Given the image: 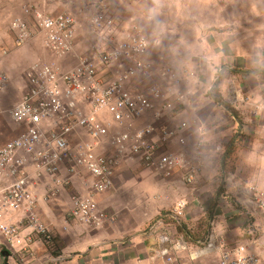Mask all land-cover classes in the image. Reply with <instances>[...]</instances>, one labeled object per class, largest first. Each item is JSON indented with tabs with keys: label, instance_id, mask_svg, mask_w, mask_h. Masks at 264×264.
I'll return each instance as SVG.
<instances>
[{
	"label": "crops",
	"instance_id": "0c3cea01",
	"mask_svg": "<svg viewBox=\"0 0 264 264\" xmlns=\"http://www.w3.org/2000/svg\"><path fill=\"white\" fill-rule=\"evenodd\" d=\"M17 1H22L23 6L33 5L36 10L45 14L56 11L69 13L73 11L72 2L80 3L81 0H72V2L71 0ZM88 3L87 0H84V4ZM178 3L179 1L176 3V7H180ZM190 4V10L195 18L192 19V24L187 23L188 25L185 24L184 27L192 28V43L199 47L195 53L203 58L201 62H206V65L198 67L196 60L191 58L192 53L179 54L180 60L177 57L173 59L177 65H185L191 69L193 75L190 74L191 72L189 74L194 79L198 78L194 74L197 73L202 76L203 80L200 81V77L194 86L185 83L184 89L183 86L177 88L175 96L168 91L176 105L173 112L165 113V116L159 120H154L150 114H146L134 121H126L120 130L129 127L131 131H134L140 127L153 126L156 129L153 139L158 140L161 128L183 126L179 137L184 138V144L180 145L176 139H170L162 151L190 154L195 143L203 140L204 155L208 160V166L203 173L202 181L188 187L175 181L178 178L164 181L155 173L153 175L152 171L140 164L138 159L124 156L119 157L112 188L104 193L96 194L93 193V181L90 175L81 167L78 168V175L69 179L66 167H63L56 176L50 177L37 176L33 168L29 166L26 171L30 174L29 180L39 201L36 212L48 227L52 240L47 243L32 234L31 228L27 227L23 220V207L0 211V223L18 226V234L10 242H6L0 235V264H160L152 263L149 259L157 240L155 236L150 235L148 230L150 223L159 217L174 233L185 237L189 235L190 240L188 241L191 245H196L194 240L210 229L208 227L205 231V222L208 216L207 223L212 226L211 230L218 237L223 238L225 233L217 227V222L221 221L220 212L230 207L229 204L231 205L226 200L225 194L235 198L233 194L235 189L227 188L224 185V172H222L223 181L217 186L215 164L219 160L224 146L230 142L227 152L232 143L239 139L241 128L238 123L233 122L237 120L229 111L214 102L210 93L218 79L217 90L215 89L216 96L219 99L224 96H226L224 98L231 99L234 106L238 105L240 114L244 117L242 120L248 121V124L243 123V132L251 131L249 129H253L259 121V118L248 115L247 109L250 107L251 100L261 98L260 95L264 92V0H190ZM101 14L106 19L103 10ZM113 22L114 20H111V23ZM168 27L170 26L161 25L160 29ZM75 30V38H77L81 27L76 25ZM143 34L145 35L144 32ZM145 36L147 37V35ZM150 36H152L151 33ZM104 38L106 41H112L106 35H103ZM5 44L9 46V43L5 42ZM150 44L151 47L155 46ZM22 52L25 53L26 59L29 61L22 65L20 70L18 66ZM45 53L48 52L45 51L42 44L41 49H35L31 43L10 52L5 50V54L0 53L3 73L9 77L14 76L17 70L21 71L26 82V72L33 65L44 64L43 58L48 57V54ZM149 54L150 51L147 52L146 60L150 63L152 58L149 57ZM160 55L159 57L162 58ZM49 56L57 59L63 58L60 65L49 63L57 65L63 71L72 68L81 57H78L75 49L65 57L51 54ZM68 56L78 57V59L75 60ZM26 66L28 69L26 68L27 70L24 71ZM219 68L221 71H227L228 78L222 74L216 76V70ZM186 70L177 72L176 78H183V75L184 78L187 77ZM236 75L238 80L234 79ZM211 76H216L217 79L212 81V86L207 87L206 80ZM219 77H225V79ZM241 78H252L253 83L255 80H259V83L248 86L241 82ZM228 84L229 87H227ZM12 88L10 84L9 89L0 92V109L3 112L18 103L24 95L23 89L14 86L15 91H13ZM237 88L240 90L237 91ZM25 90H27L26 85ZM8 94L10 95L8 96ZM179 95L181 96L180 101L177 97ZM238 96L240 97L238 98ZM242 98L245 100L242 101ZM235 124L238 129L233 135ZM13 125V128H17L15 124ZM11 137L7 135L6 141ZM0 141L2 142H0V146L6 143L3 139ZM80 141H90L88 134L84 131L78 132L71 143L77 144ZM244 141L245 143L249 142V145L254 143L256 150L243 148L236 152L235 158L239 161L237 165L239 176L249 181L246 184L264 189V147L261 144L262 141L260 143L259 138L252 134L244 136ZM108 142L109 139L105 138L99 151L115 154ZM225 154L222 155V158L225 157ZM209 160L211 164H209ZM9 183V176L4 174L1 186H6ZM222 187L223 193H221ZM88 195H92L97 210L110 213L97 227L91 228L67 217L72 197ZM43 196L47 197L46 201L42 200ZM178 199H184L187 203L183 217L174 221L171 217V210L174 202ZM254 224L258 228L260 227V221ZM222 240L227 245L231 244L228 239L225 241L223 238ZM244 241L250 242L248 248L251 252L258 255L264 253V242L260 238L253 240V237H247L238 243Z\"/></svg>",
	"mask_w": 264,
	"mask_h": 264
},
{
	"label": "built area",
	"instance_id": "2783aa9c",
	"mask_svg": "<svg viewBox=\"0 0 264 264\" xmlns=\"http://www.w3.org/2000/svg\"><path fill=\"white\" fill-rule=\"evenodd\" d=\"M24 14L34 26L31 28L24 18L11 21L10 31L17 46L36 33L42 36L45 51L53 56L65 57L73 51L76 23L71 14L46 15L31 8L25 9ZM90 22L92 27H100L101 17L96 15ZM148 49L147 37L136 25H131L123 39L111 49L81 56L68 70L44 63L33 65L26 72V93L6 110L19 131L0 146V211L23 207V220L32 234L45 241L51 239L48 227L36 213L39 201L26 171L29 166L37 176L50 177L66 167L69 179L76 177L81 167L90 175L96 194L112 188L119 157L124 156L138 159L145 168L161 175L164 181L173 180L178 171L180 176L175 181L182 186L202 181L207 166L203 140L195 143L190 154L162 151L170 139L184 144V138L179 137L183 126L161 128L158 140L153 139L156 132L153 126L134 131L129 127L120 130L126 121H134L146 114L159 120L176 108L170 93L162 86L155 85L147 91L130 86L137 76H147L151 72L146 60ZM0 53L3 55L5 51ZM161 71L162 76L172 75L171 70ZM6 85L0 54V89ZM177 97L180 101L181 96ZM247 114L263 121L264 147V98L254 102ZM81 131L88 134L90 141L72 144ZM105 138L109 139V146L115 154L99 151ZM4 174L9 176L10 183L2 187ZM224 185L235 189L233 194L239 205L260 213V227L253 231V240L260 238L264 242V189L239 183L233 176L227 177ZM42 200L46 201L47 197L43 196ZM186 203L184 199L174 202L171 210L174 221L183 217ZM67 217L85 226L97 227L106 215L96 209L92 195H88L72 197ZM162 220L159 217L148 227L150 235L157 240L149 256L152 263L198 264L200 258L211 255L210 264H264V253L255 254L242 243L227 245L211 229L194 240L196 245H191L189 235L174 233ZM17 234V225L0 223V235L6 242Z\"/></svg>",
	"mask_w": 264,
	"mask_h": 264
},
{
	"label": "rangeland",
	"instance_id": "374dc122",
	"mask_svg": "<svg viewBox=\"0 0 264 264\" xmlns=\"http://www.w3.org/2000/svg\"><path fill=\"white\" fill-rule=\"evenodd\" d=\"M87 1L89 3L84 4V0H81L80 3L72 2L71 0L74 6L72 8L73 11H70L72 13L69 12V14L73 16L76 25H79L81 27L79 36L77 35V38L78 37L79 38L78 40L77 38H75V45H74L75 47L74 49L77 52V55H79L78 57L89 56L92 55L93 53L99 54L108 51L109 49L112 48L114 44H117L121 39H123L124 35L130 29V25H136L145 33V35H147L149 39V43H151L150 45L153 44L155 46L153 47L149 46L148 49V51H150L149 57L152 58L149 63L151 66V72L147 76L139 75L135 79H133L132 82L130 83L131 84L130 86L133 89L140 91H147L150 87L158 85V86H162L163 90L167 89L166 91H169L170 93H172V95L174 94L175 96L176 95L175 92L177 91V88L183 86L184 89V87L186 86L185 83L194 86L196 84L197 79L201 77L200 81L203 80L202 76L197 73L194 74L195 76H198V78L194 79L191 76L193 75L191 69L187 68L185 65H180V64L177 65L175 63V60L173 59L174 57H177L178 60H180L178 57L179 54L192 53L193 56H191V58L196 60V62L198 63V67L201 68L206 65V62H201V59L203 58L197 56V53H195V50L199 49V47L193 45L192 43V39H193V33L191 30L192 28L184 27L185 24L188 25L187 23L192 24L193 22L192 19L195 18V15H193L190 10V5H191L190 0H87ZM178 1H179L178 5H180V7L179 6L176 7V3ZM27 8L35 9L33 5L23 6L22 1L19 2L17 0H0V51L6 50L7 52H10L18 47L23 48L28 43L34 45L35 49H41L43 38L41 35H38L36 33L31 34L30 39H28L19 46H17L14 43V37L12 32L10 31V23L13 19L24 18L25 20H27L31 28H33L34 26L29 16L24 14V10ZM102 10L103 12H105L106 19H104V17L101 14ZM61 13H68V12L56 11L53 13H45V14L57 15ZM96 15H99L101 17L102 22L100 27H92L91 25L90 19ZM108 19L110 23L109 22L107 23ZM111 20H114V22L111 23ZM161 25L162 26L166 25L170 27L160 29ZM150 33L152 36H150ZM103 35L108 36L110 39H112V41H106L105 38L103 39ZM5 42L9 43V46H6ZM45 54L46 55L48 54L47 55L48 57L43 58L42 61L44 63H46L45 61H49L47 63H56L60 65V63L63 61V58L57 59L55 57L49 56L50 55L49 53H45ZM159 54H161L160 56H162V58L159 57ZM20 57H21L19 60L20 65L18 66V69L21 70L22 65L28 63L29 60L27 61L26 59L27 57L25 56L24 52H22V56L20 55ZM68 57L69 58L72 57V59L75 60L78 59V57L75 58H73V56H68ZM27 66L24 68V71L26 68L28 69L29 66L28 67ZM161 70H166V71L171 70L172 75L162 76L160 73ZM183 70H186V73L188 72L187 74H185L187 75V77L184 78L183 75V78H179V77H178L179 79L176 78L178 76L177 72L178 73L180 71L183 72ZM216 71H217L216 76L218 74H222L225 77L228 76L226 70L221 71V68H219ZM203 74L204 71L202 72V75ZM216 76L214 77L211 76L207 78L206 80L207 84L205 83V85H207V87L210 86L212 84V81H214V79L216 78ZM225 77H221V78L219 77V78L225 79ZM234 79L238 80L237 75ZM251 79L252 78H241L242 80L241 82L247 84L248 86L249 85L254 86L255 83L256 84L259 83V80H255L253 83V80ZM10 84L11 87H13L12 88L13 91H15L14 86H16L18 88L23 89V93L26 92L25 85L27 86V83L24 80L23 72L17 70L16 73H14V76L7 77L8 87L6 85L5 88L0 89V92L4 89L6 90L9 89ZM217 84H218V79L216 86ZM229 86L230 85L228 84L227 87ZM239 90L240 89H238L237 91ZM262 93L263 94L260 95L261 98L251 100L252 102L250 101L251 102L250 107L247 109V111L251 108V105L254 102H257L260 99L264 98V92ZM215 94H217V91L215 92ZM9 95L10 94H8V96ZM224 97L223 98L220 97V101L226 104L232 110V112L235 115V118L238 120L237 122L241 128V131L239 133L240 140L238 139L234 143H232L229 150L226 152L230 142L227 143L224 146L223 152L219 160L215 164L217 171V176H216L217 186L223 181L222 172H224L225 174V179L229 176L230 177L233 176L237 180V182L246 184L249 181L247 179H244L242 176H239V172L237 171V167H238L237 165L239 164V161L235 158L236 152L240 151L243 148L256 150V145H254V143H251L252 145H249V142L245 143L244 136L251 134L252 136L256 135L261 143L262 141L261 137L263 135V121L259 119L255 127L253 129H249L251 131L246 130L245 132H243L242 130L243 123L248 124V121L242 120L244 117L240 114L241 111L240 109H238V105L234 106V102L231 99H229L228 97L227 98ZM239 97L240 96H238V98ZM244 100L245 99L242 98V101ZM1 110L2 109H0V140L3 139L4 141H6V136L8 135L11 137V134H13L12 137L9 139L11 140L13 137H15L18 134L17 132L19 131V128L16 125L15 126L17 128H13L14 123L10 120L7 113ZM164 116L165 114L162 117ZM233 122L236 123V121ZM233 129H234L233 135H235L238 129L236 124L234 125ZM224 153H226L225 157L222 158V155ZM207 161L208 160L205 159L206 165L208 166ZM209 164H211L210 160H209ZM149 170L152 171L153 175L155 173L157 176L161 177V175H159L156 171L152 169ZM179 176L180 173L177 172V174L175 173L173 175L172 179H177ZM225 196H226V200H228L231 203V205L229 204L230 207H227L226 209L223 210V212H220L221 215L219 217H221V221L217 222L218 223L217 227L223 233H225L223 234V238H225V241L226 239H228L229 241H231L230 242L231 244H237L238 242L246 239L247 237L250 238L253 237L254 236L253 231L258 230V226L254 223L259 222L261 220L260 213L250 211L249 209H246L245 207L239 205L236 202V199L234 197H231L227 193L225 194ZM103 212L106 215V218L107 215L110 214L106 211ZM207 221H209V216L207 217ZM207 221L205 222L206 224L205 231L207 230L208 227L210 229L212 227L210 224L207 223ZM202 236L203 234L199 236V238ZM219 238L222 237L219 236ZM51 240L52 237L49 241H45V240L44 241L50 243ZM249 243H250L249 241H244L242 244L244 246L249 247L250 245ZM212 260H213V256L209 255L200 258L199 263L210 264Z\"/></svg>",
	"mask_w": 264,
	"mask_h": 264
},
{
	"label": "trees",
	"instance_id": "16d2710c",
	"mask_svg": "<svg viewBox=\"0 0 264 264\" xmlns=\"http://www.w3.org/2000/svg\"><path fill=\"white\" fill-rule=\"evenodd\" d=\"M216 83H217V81L214 83V85H213V87H212V89H211V98H213V100H214V102L215 103H217V104H219L221 107H223L225 110H227V111H229V113L235 118V115H234V113L232 112V110L226 105V104H224V103H222L221 101H220V99H219V97H217L216 96V94H215V89H216ZM236 119V118H235ZM237 120V119H236ZM238 121V120H237ZM236 121V124L238 123ZM221 193H223V187H222V189H221Z\"/></svg>",
	"mask_w": 264,
	"mask_h": 264
}]
</instances>
